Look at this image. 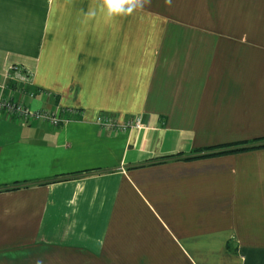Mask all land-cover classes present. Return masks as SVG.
<instances>
[{"label":"crops","instance_id":"1","mask_svg":"<svg viewBox=\"0 0 264 264\" xmlns=\"http://www.w3.org/2000/svg\"><path fill=\"white\" fill-rule=\"evenodd\" d=\"M11 65L0 264H264V0H0Z\"/></svg>","mask_w":264,"mask_h":264},{"label":"built area","instance_id":"2","mask_svg":"<svg viewBox=\"0 0 264 264\" xmlns=\"http://www.w3.org/2000/svg\"><path fill=\"white\" fill-rule=\"evenodd\" d=\"M29 72L18 65H11L3 77H0V117L6 120L16 122L21 125H26L31 122H42L52 127H58L66 122V119H60L54 113L41 110L35 111L25 106L19 99H14L13 92L8 89L9 85L21 86L20 93H26V87L29 83ZM33 97L32 93L28 94ZM97 122L103 132H114L127 128H139L142 126L140 118H133L124 125L117 123L105 115H99Z\"/></svg>","mask_w":264,"mask_h":264},{"label":"clouds","instance_id":"3","mask_svg":"<svg viewBox=\"0 0 264 264\" xmlns=\"http://www.w3.org/2000/svg\"><path fill=\"white\" fill-rule=\"evenodd\" d=\"M109 7L110 8L112 7V0H109ZM131 10H132L131 8L127 9V11H129V12H131ZM115 11L120 12V11H124V9L120 8V7H117V8H115Z\"/></svg>","mask_w":264,"mask_h":264},{"label":"trees","instance_id":"4","mask_svg":"<svg viewBox=\"0 0 264 264\" xmlns=\"http://www.w3.org/2000/svg\"><path fill=\"white\" fill-rule=\"evenodd\" d=\"M248 142H245V144H247ZM229 147H231V146H229ZM238 150H245V148L243 147V148H239ZM234 151H237V150H235L234 149Z\"/></svg>","mask_w":264,"mask_h":264}]
</instances>
